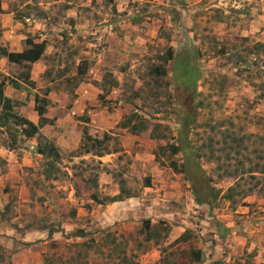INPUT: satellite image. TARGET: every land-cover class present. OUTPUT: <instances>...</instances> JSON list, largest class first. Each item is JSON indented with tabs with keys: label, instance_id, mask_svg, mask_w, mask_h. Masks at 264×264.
I'll return each mask as SVG.
<instances>
[{
	"label": "rangeland",
	"instance_id": "1",
	"mask_svg": "<svg viewBox=\"0 0 264 264\" xmlns=\"http://www.w3.org/2000/svg\"><path fill=\"white\" fill-rule=\"evenodd\" d=\"M15 28L22 41L13 39L14 50L27 38L46 48L30 73L0 67V81L27 74L14 110L32 122L34 97L50 88V114L59 120L27 140L0 124V264H264V52L254 49L264 44V0H0V49ZM169 49L199 65L193 104L190 91L178 94L173 61L162 60ZM84 60L87 73L74 79ZM83 95L84 113L72 116ZM131 114L147 122L144 133L122 127ZM155 125L163 139L150 138ZM46 140L60 153L57 179L41 172L36 146ZM95 140L107 154L96 155ZM210 142L230 172L221 179L217 162H208ZM228 145L233 159L224 163ZM172 162L178 171L187 164L185 173ZM93 178L102 199L123 180L136 195L123 209L130 215L114 219L117 208L112 214L80 196ZM236 184L250 193L231 205L223 195ZM210 187L220 191L216 199ZM147 219L159 232L149 241ZM217 222L232 229L224 240ZM53 228L63 231L49 235ZM79 230L89 235L71 236ZM91 236L96 243L86 250Z\"/></svg>",
	"mask_w": 264,
	"mask_h": 264
},
{
	"label": "trees",
	"instance_id": "2",
	"mask_svg": "<svg viewBox=\"0 0 264 264\" xmlns=\"http://www.w3.org/2000/svg\"><path fill=\"white\" fill-rule=\"evenodd\" d=\"M176 4H182V0H170ZM28 14L25 15L27 17ZM36 19L43 18V13L42 12H37ZM25 46L26 48L19 52V53H14V52H8L6 49H0V56L4 57L7 59L9 63H13L14 65H19V66H24L26 71L28 73L31 72V67L34 63L38 62L45 51L46 48V43L41 42V43H35L32 39L27 38L25 40ZM254 49H259L264 52V44H255ZM223 52V50L221 51ZM164 63L168 60H172L173 62V73H174V78H175V83L178 86V91L180 94L181 92H184L183 95H186L188 91H190L187 95H191L190 101L191 104H193L194 97H195V85L197 81L199 80L200 74H199V65L195 63L192 60V56L186 52L185 54H179L177 56L174 55L173 51L171 49L168 50V54L162 58ZM89 68V65L87 64V61L84 60L82 63H80L77 67V74L74 79L76 78H83V76L87 73V70ZM160 67L157 68L156 73L160 74ZM162 72L161 74H163ZM28 76L26 74V77L23 79V81L15 80V79H6L0 81V109H1V116H0V124L2 126L8 127L9 129H14L15 131H18L20 129V134L27 139H32L34 137L39 138V131L47 126V125H54L55 123V118L51 117L47 114V107L49 105V100L47 99V95L50 92V88H46V90L43 93V98H39L38 96L34 97V111L37 113L38 116V121L37 123H33L32 121L28 120L24 116L18 114L14 109L17 106V100H12L6 97L3 93V89L5 86L9 85L12 88L18 90V91H24V83H28ZM107 84L112 88L117 85L116 82H109L107 79H105ZM113 84V85H112ZM105 82L103 84L104 88ZM98 86V87H97ZM97 88L100 86L97 84ZM105 89V88H104ZM103 90V89H102ZM182 95V96H183ZM102 99L103 96H100ZM264 98V95H263ZM191 110V109H190ZM193 111V108L192 110ZM194 113V112H193ZM193 113L188 114V119L191 117ZM147 122L141 117L137 116L136 114H131L128 118H126L124 124L122 125L123 128H128V131L132 133L133 135H140L141 133H144L147 130ZM160 125H155L150 138L151 139H163L165 136H162ZM211 141V138H209ZM235 145L237 146L238 141L234 140ZM91 147H96L97 148V153L96 155L101 157L104 153H108V150L106 146L103 144L102 141L100 140H95L93 144L90 145ZM171 152L173 154H177L181 152V148L175 145L170 146ZM230 150H234V148L230 145H228L226 148H221L220 152L223 153L225 156L223 159L226 161L224 163H228V161H231L233 159V156H231ZM209 157H208V162L211 160H214L217 162V168L216 172H218V178H222L225 175L230 174L227 169H225L221 164L222 163V158L220 156L215 155V151L212 145V142L209 143ZM36 153L41 155L45 159V166L42 168V174L45 180H52V179H57V175L59 174L60 170L57 168V164L60 162V153L57 148V146L51 142V141H38V144L36 146ZM85 153H89V148L85 149ZM197 157H199V154L195 153ZM194 155L192 154H187V157H193ZM238 155V152L237 154ZM1 161V159H0ZM187 164H181L182 170L178 171L177 167L175 166V163H171V167L174 171H177V173H185V168L187 167ZM223 170H225L223 172ZM242 170V169H241ZM223 172V173H222ZM244 173V170H242ZM232 176V174L230 175ZM92 182L89 181L90 186L88 185L86 188H80L78 189V192L80 196L83 197H89L90 200H92L95 204L98 205H108L113 202L121 201L123 199H128V198H135L136 195L131 194L129 190L125 186V182L123 180L119 181V195L115 197H105L104 199L100 198L97 192H95L98 182L97 179H92ZM212 180L209 179V183ZM148 182V180H147ZM240 184H236V186L231 187L228 189L227 193L223 195L224 200H227L230 202L231 205H235L238 203L239 200L244 199L250 191L245 192L244 190H239ZM93 189V190H92ZM210 199H216V197L220 194V191L215 189L214 187H210ZM196 194V193H195ZM235 197H240L239 200H236ZM196 202L201 205H206L208 204V201H202L199 199V197H196ZM150 220H144V232L146 233V240H150L152 238H156L159 236L158 230H155V228L150 229ZM216 229H217V236L221 239L224 240L227 238V236L230 234L232 231L231 228L217 222L216 223ZM151 230V231H150ZM163 230V228H161ZM63 230H57V229H50L48 231L49 235L55 234V232H62ZM234 232L236 230H233ZM233 232V233H234ZM78 234H71L72 237H81L84 238L88 236L89 234L85 232L84 230H79L77 232ZM101 234H104V231H102ZM181 241H186L187 237L185 235L180 236L179 238ZM96 243V240L93 236L89 237L88 242H83V246L85 247L86 250L91 249L94 244ZM111 243L113 242H107L106 245H112ZM192 262H199L200 261V252H194ZM48 260H45L46 264Z\"/></svg>",
	"mask_w": 264,
	"mask_h": 264
},
{
	"label": "crops",
	"instance_id": "3",
	"mask_svg": "<svg viewBox=\"0 0 264 264\" xmlns=\"http://www.w3.org/2000/svg\"><path fill=\"white\" fill-rule=\"evenodd\" d=\"M37 24V23H36ZM18 27H20V26H18ZM18 27H16L17 29H18ZM16 28L14 29V33L13 32H7L6 33V35H7V37L8 38H10L11 40H10V42L8 41L7 43L9 44V47L7 46V44H6V50L8 51V52H14V53H19V52H21V50H22V47H20V49H17V50H14V47L13 46H15L17 43H15L14 42V40L13 39H18V43L20 44V42L22 41L20 38H17L15 35L17 34V30H16ZM4 35H5V33H4ZM5 43V42H4ZM4 48H5V44H4ZM40 61V60H39ZM38 61V62H39ZM6 63H9L8 61H7V59L6 58H4V57H2V56H0V67H3V66H5V64ZM37 63V62H36ZM36 63H34L33 65H32V68H33V66L36 64ZM12 65H14L13 63H11ZM0 71H2L1 69H0ZM21 92H23L22 90L21 91H18V90H16V89H14V88H12L11 86H5L4 87V89H3V93H4V95L6 96V97H8L9 99H12V100H17V101H19L18 100V96L17 97H14L16 94L18 95V93H21ZM8 93V94H7ZM51 93H48V96H47V99L49 100V105H48V107H47V114L49 115V116H51V117H54L55 118V123H54V125L56 124V121H57V119L59 120V118L56 116H53L52 114H50V112H51V104H52V102H51V96H49ZM50 97V98H49ZM83 99H85V100H83ZM84 101V102H83ZM86 98H84V95H83V98L82 97H79L78 99H76V101H74V104H73V106L71 107V112H72V116H74V115H76V117H80V115H82L83 113H84V110H85V107H86ZM65 104V103H64ZM64 104H60L59 106L60 107H64ZM18 111V110H17ZM33 111H34V107H33ZM35 112V111H34ZM36 113V112H35ZM36 115H37V113H36ZM37 120H36V122H33V123H37V121H38V116H37V118H36ZM54 125H47V126H45V127H43L41 130H43V131H45L46 129H49V128H52ZM75 128H76V126H75ZM45 129V130H44ZM117 195H119V190H118V193H117V190L116 189H112V194L111 195H107L108 197H115V196H117ZM136 198V197H135ZM134 197L133 198H128V199H123V200H121V201H117V202H113V203H110V204H108V206H107V208H106V210L107 211H110V212H112V214H113V210H114V208H117L118 210H117V212L114 214V219L115 218H120V219H122V218H125L126 216H127V214H129L130 215V213H127V214H124V210L123 209H125V206H127V204L126 203H128L131 199H135ZM129 200V201H128ZM136 200V199H135ZM112 205V206H111ZM111 206V207H110ZM111 209V210H110ZM128 209V208H127ZM126 213V212H125ZM133 215V214H132ZM113 217V216H112Z\"/></svg>",
	"mask_w": 264,
	"mask_h": 264
}]
</instances>
